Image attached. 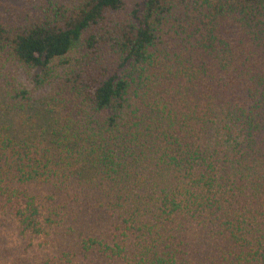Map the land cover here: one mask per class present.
Wrapping results in <instances>:
<instances>
[{
	"label": "trees",
	"instance_id": "obj_1",
	"mask_svg": "<svg viewBox=\"0 0 264 264\" xmlns=\"http://www.w3.org/2000/svg\"><path fill=\"white\" fill-rule=\"evenodd\" d=\"M0 91L44 106L0 126L21 236L68 263L264 264V0L0 2Z\"/></svg>",
	"mask_w": 264,
	"mask_h": 264
},
{
	"label": "rangeland",
	"instance_id": "obj_2",
	"mask_svg": "<svg viewBox=\"0 0 264 264\" xmlns=\"http://www.w3.org/2000/svg\"><path fill=\"white\" fill-rule=\"evenodd\" d=\"M0 2L6 6L11 4L17 7H25L38 5L42 0H0ZM40 99V102L43 103L47 101L46 97ZM38 108L43 109L44 106L35 103L26 111L28 117L23 116L16 119L15 115H10L5 109L0 91V126L9 124V127L15 126L18 129L15 123H19L21 125L20 129L29 130L36 126L40 130V126L43 127L44 124L40 123L38 119L36 113ZM47 108L52 113V109ZM34 122L36 125H34ZM42 240L21 236L15 222L6 217L4 213H0V264H78L75 256H71V261L68 263L61 255L62 249L66 248L69 251L71 248L66 243H63L64 247L61 246L62 244L59 245L58 242L49 240L47 243H43Z\"/></svg>",
	"mask_w": 264,
	"mask_h": 264
}]
</instances>
